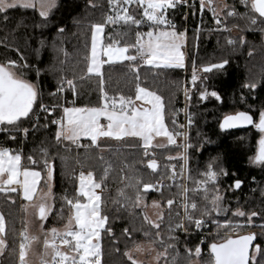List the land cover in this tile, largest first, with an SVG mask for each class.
<instances>
[{"label":"trees","instance_id":"1","mask_svg":"<svg viewBox=\"0 0 264 264\" xmlns=\"http://www.w3.org/2000/svg\"><path fill=\"white\" fill-rule=\"evenodd\" d=\"M98 5L96 8L86 7V0H57V7L54 8L47 20V24L42 27H36L41 24L42 19L38 11L17 7L7 12V23L0 22V37L6 33H11L15 29V38L9 35V44L19 48V52L6 49L0 46V62L7 59L18 60L23 55L28 64L41 69L39 75L35 68L24 71V78L37 85L40 96L38 103H49L59 105L63 97L61 93L55 96L50 95L57 85L59 76L62 74L69 79H73L76 85V94L68 89L66 98H71L75 106L99 107L100 101V77L91 74L86 75L87 58L90 55L91 28L90 25L96 22H103L106 15L111 14L107 0H93ZM196 11L187 7H178L175 10H169L168 18L179 31L187 30V39L185 45V67L184 68H156L144 65L137 61L139 81L136 79V73L130 69L128 61H119L106 63L103 65V80L105 91L110 97L118 98L119 95H135L136 84L159 94L164 102L165 121L170 130L179 129L182 119V106L184 102V89L186 80H191L193 69L201 78L195 85L188 88L191 99L188 100L189 109L192 112V124L188 129V141L190 147L187 149L188 168L193 179H199V173L206 170L210 163L214 167L223 168L227 175H221L218 179L220 193L224 197L223 201L227 209L241 208L245 212L256 211L259 213L253 217V224H247L246 217H235L231 211L220 214L215 218L223 221L225 218L233 223H244L243 228L248 229L257 227L256 244L264 247V235H262V225H264V164L252 165L250 157L256 154L261 132L255 127L250 126L244 129L221 130L219 125L222 119L232 113L244 111L250 113L257 121L259 110L264 108V24L250 26L246 20L238 18H228L226 23L230 31L212 30L217 26L214 24L209 7L205 5L204 14L200 15V0H195ZM225 4L231 6L235 4L239 13L246 14L250 9H246L239 0H224ZM223 9L220 18L224 19ZM137 18L140 17L141 8L137 7L132 12ZM2 15V14H0ZM80 23L76 24L75 21ZM200 26L199 39L194 40V31ZM238 25L239 27H234ZM65 27L66 32L61 36L57 29ZM149 28L145 22L140 26L120 24H106L105 42H112L113 39L121 43L132 44L136 40V32H143ZM241 29H244L241 31ZM237 30V33L233 31ZM243 35L246 43L240 44L239 41L234 45H228V37L233 39ZM45 44L42 46L41 41ZM56 42L68 54L65 57L63 52L57 53L53 47ZM251 52V55L249 53ZM131 54H135V49H130ZM227 59L228 63L223 69H215L212 72L204 73L200 69L202 66L219 63ZM64 61L63 64L60 62ZM56 69L62 68L60 71ZM84 77L81 79V77ZM204 77H207L204 79ZM256 82L255 89L244 87L245 83ZM216 91L220 100L215 97L207 96L206 99H200V91ZM37 111L38 105L36 106ZM175 114V115H174ZM46 114L40 112L41 123L44 122ZM52 115L48 117L51 121ZM173 119L176 124H173ZM24 127H29L25 122ZM55 126L49 123V127L44 130H37L34 134L30 131L27 138L19 133H12L16 136L15 140L8 138V133L0 131V147H8L14 151H20L23 158L32 155L37 163H27V166H34L41 170L43 177L41 185H44L46 179L43 170V157L39 149L42 142L50 145L52 153V163L54 166L53 178L51 180L52 194L55 207L60 208L61 198L68 194L70 197L75 195V188L78 186V176L76 170L78 163H82L85 170L93 171L94 177L99 180L103 174V169L108 163L111 164V171L107 177V189L104 193L105 204L102 210L109 216V225L112 227L114 235L110 236L105 232L101 234V247L103 251V264H131L123 255L125 251L134 247L135 243L148 242L155 238V230L144 225L145 231H152V236L144 237L142 232H133L131 236L122 234L124 228L131 231L133 228L141 227L142 217L133 218L127 211H117V206L113 204V199L117 198V190L128 183L127 177L131 174L125 163L134 165L136 175L145 183H155L164 178L165 184L162 188L163 195L154 190H150L143 197L141 207L135 209L137 213L146 215V209L149 203L153 201L160 202L163 210V222L160 223L161 236H167V227L169 223L168 208L164 201L177 194V188L168 187L172 182L167 179L171 172L167 163L177 161V173L180 171L182 150L175 145L163 147H154L149 149V156H144L143 148L139 147L138 140H125L118 143H103L110 145L102 154L104 161L97 157L101 154L99 149L91 147H77L68 142L64 147L63 143L55 145L53 134ZM128 143L136 144L137 147L128 148ZM155 153V154H154ZM88 157V159H85ZM175 157V159H167ZM154 158L158 163V169L153 172L147 167V159ZM79 161V162H78ZM236 179L243 181L239 189L231 187ZM188 186L192 187V181H188ZM125 192L129 196H134L131 188H126ZM10 202L5 199L4 194H0V211L4 214L7 221V243L9 248L15 247L18 251L19 232L22 228L20 222L21 199L17 193H12ZM179 200L180 197L177 196ZM199 202V201H198ZM178 205H173L172 212L179 211ZM147 216V215H146ZM67 221V211L64 218L51 214L46 220V226H61ZM159 222V221H158ZM211 231H220L212 223H208ZM248 233V232H246ZM243 233V234H246ZM179 237V243L175 251L170 250V255L177 256L178 264H188L189 259L196 258L193 254L188 256L185 249H195L197 245L201 248L200 256L197 257L203 264H209L211 260V251L209 245L223 240L222 237L215 234L201 235L192 230L189 234L184 232L176 233ZM157 250H162L160 245H155ZM0 264H15V257L9 255L6 251L0 257ZM148 264V263H140ZM159 264H164L161 260ZM251 264V262H250Z\"/></svg>","mask_w":264,"mask_h":264},{"label":"snow or ice","instance_id":"2","mask_svg":"<svg viewBox=\"0 0 264 264\" xmlns=\"http://www.w3.org/2000/svg\"><path fill=\"white\" fill-rule=\"evenodd\" d=\"M109 10L112 14L106 15L101 23H92L91 28V51L87 58L86 75L95 74L100 77V101L99 107H64L63 116L59 119L49 121L48 117L56 110V105L48 106L44 103H38L40 96L37 85L24 78V71L35 68L37 75L42 71L34 65H30L25 61L23 55L19 61L7 59L0 62V131L8 133V138L15 140L16 136L12 133H19L27 138L30 131L34 134L37 130H46L49 123L55 126L53 141L55 145L62 144L63 141H69L77 147H91L99 149L101 154L97 157L104 161L103 152L111 146L103 144L102 140H138L141 142L139 147L143 148L144 156H149V149L155 146L153 140L155 137L166 138L168 145H176L177 137L187 140V133L182 130H169L164 118V104L162 98L154 91L146 87H142L138 82L135 88V95L123 96L118 98L110 97L105 91L102 66L105 63L115 61H128L130 69L136 73V79L139 81L137 61H142L144 65L156 68H184L185 57L181 50L187 39V30L177 31L176 26L168 18L169 10H175L178 7H187L196 11L195 0H107ZM250 11L246 14L239 13L235 4L229 6L224 5V19L222 20L214 8L209 11L212 15L216 29L230 31L227 26L228 18L244 19L250 26L264 24V0H239ZM98 7L93 0H86V7ZM132 6L142 9L141 18H137L131 11ZM22 7L38 11L39 17L43 18L41 24L36 27H42L47 24V20L51 11L57 7V0H0V22L7 23V12L10 9ZM204 0H200V15L204 14ZM148 22L149 29L146 33L136 32L135 43L120 45V41L113 39L106 47L101 45L98 51V38L103 33L106 24H120L140 26L143 22ZM76 24L80 21L76 20ZM239 27L238 25H233ZM244 29H241L243 31ZM15 29L11 33H6L0 37V46L6 49H12L19 52V48L9 44V35L15 38ZM201 29L197 25L193 39H199ZM264 31V28H261ZM59 35L66 32L65 27L57 29ZM237 40L240 44H245L246 40L243 35L236 39L228 37L226 42L228 45H234ZM41 45L45 42L42 40ZM53 49L57 52H63L65 57L67 53L56 42L52 44ZM130 49H135V54H130ZM251 55V52L249 53ZM101 56L107 57L102 60ZM61 64L64 61L60 62ZM228 63L227 59L219 63H212L202 66L200 69L204 73L212 72L215 69H223ZM55 71L56 66H52ZM84 77L82 76L81 79ZM207 77H204L206 79ZM201 79L193 69L191 81L193 85ZM65 85L68 89L76 94V85L73 79H69L64 75H60L56 89L50 95H57L65 91ZM249 89L257 87L256 82L245 83L243 85ZM185 97L190 101L191 95L187 88L184 89ZM200 99L204 100L207 96L215 97L220 100V96L216 91L202 90L199 93ZM135 101H142L141 106H137ZM38 105L39 111L36 106ZM147 105V106H144ZM40 112L45 113L44 122L41 123ZM175 115V114H174ZM105 121L102 123L101 121ZM25 122L29 127H24ZM253 116L248 112L240 111L234 115H226L221 121L219 127L221 130L232 128L238 125L253 124ZM173 124L176 120L173 119ZM187 124H192L191 115L188 116ZM254 126L264 133V108L259 110L258 121ZM184 125H179V129H183ZM81 137H87L90 141L89 145H81L78 143ZM128 148L137 147L136 144L128 143ZM185 151L180 154V158L185 164L180 166L177 173L175 166H172L171 172L167 175V179L172 183L169 188L175 186L177 194L172 198L164 201V205L168 208L169 223L167 227V236H161L160 223L163 222V210L158 215L157 220H151L142 213H137L135 209L141 207L144 196L154 190L158 193L162 192L164 185L155 183H145L136 175L134 165L125 163V167L129 168L131 174L127 177L128 183L124 187L117 190V198L113 199V204L117 206V211H127L129 216L136 218L138 215L142 217L141 227L133 228L131 231L126 227L122 234L131 236L133 232H142L144 237L152 236V231H145L144 225H148L150 229L155 230V238L148 241L149 249L155 250L154 246L159 244L162 250H157L153 260L159 264L161 260L164 264H178L177 256L170 255V250L175 251L179 243L178 232L189 234L192 230L201 229L207 223L217 225V227H229L233 230L243 227L240 223L233 224V221L225 218L222 222L215 217L221 213L231 211L235 217H246L247 224H253V217L259 215L256 211L245 212L241 208L227 209L222 204L224 197L221 195L218 187V179L221 175H227L223 168L214 167V163H210L206 170L199 173V179H193L190 169L188 168L187 149L190 147L187 143L179 145ZM50 145L42 142L39 149L43 157V170L45 172L44 187L47 191L43 194L38 193V184L41 181V171L30 168H22V153L9 148H0V194H4L5 199L11 200L12 193H17L21 198L28 202L23 205L25 213L28 208L34 209L35 216L43 224L51 215L55 214L61 219L64 218L67 211V222L62 231H58L55 227L50 228L44 234V253L41 256V264H103V251L101 247L102 232L108 235H114L112 227L109 225V216L102 210V205L106 203L104 193L107 189V177L111 171V164L108 163L103 169V174L99 180L94 177L93 171H80L79 183L75 188V195L69 196L65 194L61 198L60 208L55 207V202L51 191V180L53 178L54 166L52 163V153ZM27 159L36 164L37 161L32 155ZM85 159H88L86 157ZM167 159H175L168 157ZM79 162V161H78ZM254 164H264V136H261L258 142V149L254 157L251 158ZM147 167L155 172L158 169L156 159H147ZM192 181V187L188 186V181ZM243 181L236 179L231 187L239 189ZM126 188H131L134 196H129L125 192ZM100 191H97V190ZM264 195V193H262ZM177 196L180 199H177ZM199 201V202H198ZM178 205L183 209V216L177 211L173 215V205ZM153 205L160 207V202L153 201ZM159 221V222H158ZM264 229V225H262ZM7 221L3 213H0V257L7 251L10 256L15 257V264H30L28 260V252L32 241L37 237L29 235L27 222H24L23 229L19 232L21 238L18 245V251L15 247L9 248L7 243ZM264 235V231L261 233ZM257 234L248 232L242 235H228L223 238L222 242L212 243L209 245L211 251V260L209 264H264V247L256 244ZM66 248L67 250H62ZM144 251L143 243H135L134 249L124 252V256L131 264H140L133 258L132 251ZM189 257L193 254L200 256L201 248L199 245L195 249H185ZM50 257V259H48ZM188 264H191L189 259Z\"/></svg>","mask_w":264,"mask_h":264},{"label":"rangeland","instance_id":"3","mask_svg":"<svg viewBox=\"0 0 264 264\" xmlns=\"http://www.w3.org/2000/svg\"><path fill=\"white\" fill-rule=\"evenodd\" d=\"M206 2L207 3L206 4L204 3V4L207 5L209 8H214L216 10V12L219 14V16L222 14V11H223L224 5H225L224 0H206ZM135 8H136V6H132L131 7V11L133 12V10H135ZM141 12H142V9H141ZM96 23H101V22H96ZM145 24H147V26H149L148 22H146V21H145ZM148 29L149 28H147L146 30H144L141 33H146L148 31ZM177 31H179V30H177ZM104 32H105V29H104L103 33L101 34V36L98 38V46H97L98 47V51H99L101 45H103V46L106 47L109 43H111V42H105ZM233 32L234 33H237V30H234ZM123 44H125V43H121L120 42V45L119 46H123ZM185 45H186V41L184 43V46L181 49L184 53H185ZM90 51H91V42H90ZM184 57H186V53H185ZM101 59L102 60H107V57L101 56ZM115 62H119V61H115ZM140 63H143V62H140ZM102 68H103V66H102ZM142 87H144V86H142ZM66 91H68V88L65 85V91L63 93H61V97H63V99L61 100V102L59 103V105L49 104V103H44V104L45 105H56L57 107L61 106L63 104L64 98H66V96H65ZM157 95H159V94H157ZM162 102H163V99H162ZM135 103H136V105L138 107L143 104L142 101H135ZM163 104H164V102H163ZM144 106H147V105H144ZM67 107H82V106H75L74 104H72V105H68ZM60 111H62L60 113L63 114V110L60 109ZM164 118H165V115H164ZM101 122L104 123V121H101ZM165 123H166V121H165ZM166 125H167V123H166ZM261 136H264V133H261L260 138H261ZM260 138H259V140H260ZM101 142L102 143H118V142H121V141L102 140ZM154 142L155 143H159V144L161 143V144H164L166 146L168 145L167 144V141H166V138H164V137H155L154 140H153V143ZM62 143L64 144L63 146L66 147L65 144L67 143V141H63ZM78 143L81 144V145H89L90 144V141H86L85 139H83L81 141H78ZM252 157H254V155L250 157V163L252 165H256V166L257 165H260V164H254V163H252L251 162V158ZM183 164H185V161H184V163H182V160H181V165H183ZM79 165H83V164L82 163H78V166ZM78 166H77V169H78ZM23 167L30 168V169H33V170H36V171H41L39 168L34 167V166H27V165H25ZM84 170H85V168H84ZM76 172H77V170H76ZM42 177H43V174L41 172V180H42ZM50 183H52V182H50ZM78 183H79V178H78ZM51 186L53 187V184H51ZM37 187H38V193L39 194H43V192L47 191V188H45L44 185H41V181H40V183L38 184ZM97 191H99V190H97ZM52 196H53V194H52ZM26 203H28V202L25 201L24 202V205ZM222 204L225 206L224 201H222ZM225 208H227V207L225 206ZM161 210H162L161 205H160V207H156V206L153 205V202H151L147 206L146 215L151 220H154L155 221V220H157L158 215L161 213ZM221 214H225V213H221ZM25 221L27 222V228H28L29 235H32V236L37 237V239L34 240V241H32V243H31L30 250L28 252V260L30 261V264H41V256L44 253V244H43L44 234L47 232L48 229L53 228V227H55L58 231H62L64 229V225H65V223L67 221L63 225H61V226H51V227H47L46 226V220L42 224L40 222V220L35 216L34 209L33 208L29 207L28 208V212L25 213V211H24V209L22 207V203H21V213H20V222H22V228H21V230L24 227V222ZM233 224H235V223H233ZM240 224L244 225V223H242V222ZM222 227L223 228H221L220 231L213 230L212 231V234H215V235H218V236L224 238V237H226L228 235L236 236V235H240V234L249 232L251 230H256L257 229V227H251V228H248V229H245V228L241 227L239 229L233 230L232 228H229V227H224V226H222ZM140 243H143L144 244V251H142V252H136V251L133 250L132 253H131L132 256H133V258L136 259L137 261H139L140 263L157 264V262H155L153 260V257L156 255V251H157L156 247L154 246V249L155 250H152V249H149L148 242H140ZM131 249H134V247L131 248ZM62 250H65L66 251L67 249L66 248H63V246H62ZM48 259H50V257H48ZM191 264H203V263L200 261L199 258L196 257V258H193L191 260Z\"/></svg>","mask_w":264,"mask_h":264},{"label":"built area","instance_id":"4","mask_svg":"<svg viewBox=\"0 0 264 264\" xmlns=\"http://www.w3.org/2000/svg\"><path fill=\"white\" fill-rule=\"evenodd\" d=\"M140 62H142V61H140ZM191 85H192V81L191 80H186V82H185V88L188 89ZM189 93H190V91H189ZM72 104H73V100L71 98H68V97L67 98H64L63 104L61 106H59V107L56 106V110L52 114L51 120L52 119H59V118H61L63 116V114L60 113V112H62V111H60V109L63 110L64 107H67L68 105H72ZM48 106H52V105H48ZM189 115H191V119H192V112L189 109L188 100L186 99L185 93H184V102H183V106H182V119H181V123L179 124V125H184V128L183 129H178V130H182V131H184V132L187 133V140H185L184 138H181V137H177V144L175 146H178L179 147V145H181L182 143H187V144L190 145V142L188 141V129H189V126L187 124V119H188V116ZM180 148H181L182 152L185 151L182 147H180ZM34 159L36 160L35 157H34ZM27 163H31V162L29 160L26 161L25 159H23V165H26ZM182 163H184V160L183 159H182ZM31 164H33V163H31ZM172 166H175V169H177L178 162L177 161H170V162L167 163V167H168V169L170 171H171ZM80 171H84V166L83 165H79L78 166V169H77V172H76V175L77 176H79ZM165 181L166 180L164 178H162V179L158 180L156 182V184L158 186L161 185V184L164 185L165 184ZM179 212H180L181 216H183V209L182 208H180ZM195 231L198 232V233H200L203 236L206 235V234L212 233V231L209 229L208 223L203 228L196 229Z\"/></svg>","mask_w":264,"mask_h":264},{"label":"crops","instance_id":"5","mask_svg":"<svg viewBox=\"0 0 264 264\" xmlns=\"http://www.w3.org/2000/svg\"><path fill=\"white\" fill-rule=\"evenodd\" d=\"M184 55H185V53H184ZM102 121H103V119H102ZM105 122V121H104ZM83 139H85L86 141H89L88 140V138H86V137H81L80 139H79V141H81V140H83ZM141 143V142H140ZM154 145H159V146H155V147H163V146H166V145H164V144H159V143H153ZM0 148H4V147H0ZM6 148H8V147H6ZM152 148H154V147H152ZM10 149V148H9ZM23 156H22V160H21V166H22V168H25V167H23V166H25V165H23ZM84 172L85 173H87L88 171L87 170H84ZM78 178H79V176H78ZM52 184V183H51ZM99 190V189H98ZM51 191H52V186H51ZM100 191V190H99ZM20 199H21V201H22V206L24 205V200L21 198V196H20ZM0 213H2L1 211H0Z\"/></svg>","mask_w":264,"mask_h":264},{"label":"water","instance_id":"6","mask_svg":"<svg viewBox=\"0 0 264 264\" xmlns=\"http://www.w3.org/2000/svg\"><path fill=\"white\" fill-rule=\"evenodd\" d=\"M235 113H232V114H228V115H234ZM250 114V113H249ZM251 115V114H250ZM224 119V118H223ZM222 119V121H223ZM254 119V118H253ZM258 121V120H257ZM256 120L254 119V123L253 124H245V125H238V126H235V127H232V128H228L226 130H236V129H244V128H248L250 126H254ZM242 235V234H240ZM234 237V236H233ZM222 242V241H221ZM219 243V242H218Z\"/></svg>","mask_w":264,"mask_h":264}]
</instances>
